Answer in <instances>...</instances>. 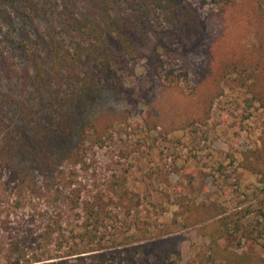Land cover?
<instances>
[{
  "label": "rangeland",
  "instance_id": "obj_1",
  "mask_svg": "<svg viewBox=\"0 0 264 264\" xmlns=\"http://www.w3.org/2000/svg\"><path fill=\"white\" fill-rule=\"evenodd\" d=\"M225 5L0 0V143L10 145L11 160L53 194L75 170L83 195L104 196L109 239L135 233L143 244L178 250L180 264L194 256L224 264L210 255L208 234L219 228L221 248L264 256L255 228L264 223V155L255 157L264 154L263 114L247 101L245 68L223 70L242 58L264 64V0ZM64 11L116 23L112 35L101 31L108 44L64 22ZM51 38L66 64L51 61ZM17 197L0 193V221H10L2 235L28 244L47 208L62 203L22 197L16 208ZM5 255L0 248V264Z\"/></svg>",
  "mask_w": 264,
  "mask_h": 264
},
{
  "label": "trees",
  "instance_id": "obj_2",
  "mask_svg": "<svg viewBox=\"0 0 264 264\" xmlns=\"http://www.w3.org/2000/svg\"><path fill=\"white\" fill-rule=\"evenodd\" d=\"M237 1L225 0V6L233 5ZM64 14L61 17L64 18V22L83 32L89 30L99 43L108 44L106 39H99L102 36L101 31L112 35L116 28V23L110 22L104 17H100L101 23L96 25L90 18L81 19L76 15L70 17L66 11H64ZM89 22L90 24H88ZM119 37L124 49L131 52L133 45L128 43L121 35ZM49 47L51 61L55 66L67 63L58 50L54 38H51ZM35 62L38 65L37 60ZM242 68H245L244 73H249L247 78H242L245 80L247 101L250 104L258 103L262 110V139L264 140V64L242 58L239 63L227 62L223 70L226 74H242ZM37 69L40 73L41 68L37 66ZM9 147V144L6 148L4 144L0 143V193L3 196L7 193L17 195L16 208H23L22 197H26L25 200L29 203L35 200L36 197H47L48 203L51 200L53 203L57 202L56 204L62 203V206L60 209L57 207L51 214H49L47 208L48 212L44 217L46 223H43L39 228V233L27 235L28 244L22 238L11 237L9 241H6V237L2 235V232L8 230L7 225L10 221H0V248L1 250L3 248L6 253L5 260L7 264H180L181 257L178 250L166 247L159 250V243L143 244L136 238L135 233L123 235L121 240L117 239L120 238L119 235L114 239L111 237L109 239L103 232L104 223L109 218L103 195H94L93 197L83 195L72 181L76 177L75 170L68 173L64 172L68 179L66 185L63 186L65 190L60 191L61 186L58 185L53 194V190L39 186L35 179L30 178L32 169L15 164L11 160ZM263 155L258 154L255 157L262 158ZM68 160L72 168H77V165L81 162L78 153L74 152L68 156ZM122 195L119 193L117 198L120 200ZM10 211L8 210L5 214L6 219L10 217ZM222 214L216 210L212 211L215 218L220 217ZM1 217L2 215H0ZM217 222L221 224L222 220ZM255 228L264 236L263 222L258 221ZM223 237L224 235L219 228L208 234L213 252L210 255L213 258H221L224 264H264V256L247 252L238 253L230 251L228 248H221L220 240ZM260 244L264 248V242ZM29 248L33 251L30 252ZM194 257L188 264H209V261L203 262L201 258ZM207 260H209V257H207Z\"/></svg>",
  "mask_w": 264,
  "mask_h": 264
}]
</instances>
